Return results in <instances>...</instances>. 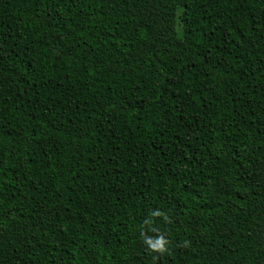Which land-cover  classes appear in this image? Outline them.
<instances>
[{
    "label": "trees",
    "instance_id": "16d2710c",
    "mask_svg": "<svg viewBox=\"0 0 264 264\" xmlns=\"http://www.w3.org/2000/svg\"><path fill=\"white\" fill-rule=\"evenodd\" d=\"M0 264H264V0H0Z\"/></svg>",
    "mask_w": 264,
    "mask_h": 264
}]
</instances>
